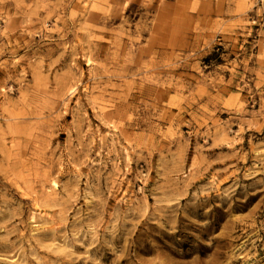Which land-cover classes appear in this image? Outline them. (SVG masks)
<instances>
[{
	"label": "rangeland",
	"instance_id": "rangeland-1",
	"mask_svg": "<svg viewBox=\"0 0 264 264\" xmlns=\"http://www.w3.org/2000/svg\"><path fill=\"white\" fill-rule=\"evenodd\" d=\"M0 264H264V0H0Z\"/></svg>",
	"mask_w": 264,
	"mask_h": 264
}]
</instances>
